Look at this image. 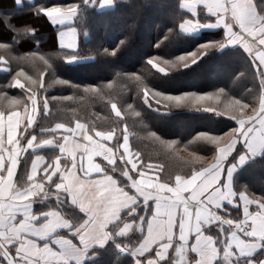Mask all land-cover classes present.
<instances>
[{"label":"snow or ice","instance_id":"1","mask_svg":"<svg viewBox=\"0 0 264 264\" xmlns=\"http://www.w3.org/2000/svg\"><path fill=\"white\" fill-rule=\"evenodd\" d=\"M114 4L29 0L33 18L54 29L48 54L12 55L18 39L40 37L34 27L14 25L11 14L3 18L15 35L0 42L7 54H0V72L11 77L6 87L22 95L0 89V264H264V178L258 195L252 181L240 183L245 174L264 171V0H176L171 27L153 45L159 54L147 58L163 79L179 81L206 63L234 57L227 90L169 93L136 73L123 74L143 84L137 98L154 112L200 111L202 102L213 101L217 106L203 111L234 122L226 132L209 128L186 142L149 131L163 150L158 162L132 142L125 112L106 97L113 82L81 89L56 74L61 65L93 62L83 52L106 60L122 54L126 41L88 47L91 10ZM206 29L221 31L201 42ZM179 37L186 46L174 55ZM244 79L255 92L234 91ZM57 85L108 98L115 119L103 129L76 116L45 126L58 119L50 105L74 99L48 95ZM125 103L128 115L142 118ZM181 144L188 156L180 155Z\"/></svg>","mask_w":264,"mask_h":264},{"label":"trees","instance_id":"2","mask_svg":"<svg viewBox=\"0 0 264 264\" xmlns=\"http://www.w3.org/2000/svg\"><path fill=\"white\" fill-rule=\"evenodd\" d=\"M61 2L72 3L79 2V0H61ZM33 3H43V0H33ZM175 3L176 0H115L113 6L91 10V44L88 47L101 45L111 49L121 41H126L127 46L122 54L113 60L95 57L94 53L83 52L82 54L89 56L93 62L81 67L61 65L56 73L61 79H67L73 84L81 85V89L88 84L106 85L110 81L113 82L112 89H105L106 97H110L125 112L129 131L135 133L132 142L138 144L145 157H151L154 162L164 159L163 150L159 141L148 137L149 131H157L164 140L176 139L186 142L197 131L211 128L222 133L228 131L226 124L234 126V122L226 116H216L214 113L203 111V108L209 105L217 106L213 101L202 102L201 105L197 106L200 107V111H197L196 107H173L167 113L163 111L154 112L152 108L143 104L142 98H137L138 96L142 97L143 84L135 81L134 77L123 75L136 73L142 76L144 82L150 87L169 93H176L178 90L209 92L215 91L219 87H225L227 90L231 82L229 73L238 63L234 57L206 63L200 70L181 78L179 81L163 79V74L146 64L149 55L159 54L153 45L157 39L162 38L166 26L171 27V11ZM8 14H11L14 25L34 27L38 30L40 37L38 42L20 43L18 39V51H14L12 55H21L37 49L44 54L51 51V40L55 35L54 29L46 19L36 20L33 18L29 2L17 5L16 0H0V42L8 41L11 43V37L15 35L14 32L7 30L4 26L3 18ZM213 31L221 30H204L201 42L204 38H208ZM25 40L27 41V38ZM183 40V37L177 38V43L171 50L172 54L178 55V49L186 46ZM0 54H5L7 58V54L3 50H0ZM37 67H42L38 61ZM25 70L34 74L28 65H25ZM117 73L121 75L118 76ZM45 78L46 81L50 78L48 73L45 74ZM10 79L11 77L6 73L0 72V89L6 91L9 96L22 95L20 89L6 87ZM245 89L256 91L251 79L242 80L235 86L234 91L243 93ZM48 95H73L74 99L50 105L54 110H58V119L46 123L45 126L50 127L55 122H66L76 116L88 122L94 120L97 126L103 129L115 119L108 98H96L91 94H83L82 91L76 93L74 88L60 85L49 89ZM80 95H83L84 98L79 99ZM125 102L133 103L134 107L141 111L142 118L128 115ZM3 103L0 101V104ZM72 108L76 110L75 113L68 110ZM179 152L182 156H188L183 144L180 145ZM262 178H264V171L256 169L252 174H245L240 183L245 184L252 181L255 184L253 190L258 195Z\"/></svg>","mask_w":264,"mask_h":264},{"label":"crops","instance_id":"3","mask_svg":"<svg viewBox=\"0 0 264 264\" xmlns=\"http://www.w3.org/2000/svg\"><path fill=\"white\" fill-rule=\"evenodd\" d=\"M23 2H29V0H21V3H23Z\"/></svg>","mask_w":264,"mask_h":264}]
</instances>
